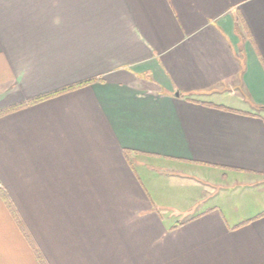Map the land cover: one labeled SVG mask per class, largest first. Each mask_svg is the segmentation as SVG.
<instances>
[{"label": "crops", "instance_id": "obj_1", "mask_svg": "<svg viewBox=\"0 0 264 264\" xmlns=\"http://www.w3.org/2000/svg\"><path fill=\"white\" fill-rule=\"evenodd\" d=\"M20 104L0 116V264H264L263 200L229 201L264 199V0H0V111ZM148 161L237 192L171 223Z\"/></svg>", "mask_w": 264, "mask_h": 264}, {"label": "rangeland", "instance_id": "obj_2", "mask_svg": "<svg viewBox=\"0 0 264 264\" xmlns=\"http://www.w3.org/2000/svg\"><path fill=\"white\" fill-rule=\"evenodd\" d=\"M147 163L152 164V170L136 166V172L143 184L147 188L150 187L148 191L156 199L155 203H158L165 220L171 221V223L182 218L183 215L177 216V213L186 211L193 214L198 211H206L211 207L219 206L221 203L218 200L219 195L226 197V193L229 191L231 193L237 192L232 191L233 184L229 175L226 178L221 175L222 173L217 171L184 169L177 166L171 167L169 164H161L155 161H148ZM165 170L168 174L175 171V177H167L161 174ZM237 179L235 181L239 183L240 179ZM236 187L237 189L235 190H246L243 185H237ZM262 200L264 203L262 195H255L242 199L240 200L241 202L236 197L229 201H232L233 206L241 210H247L248 208L254 209L260 207ZM224 202V205H226V198Z\"/></svg>", "mask_w": 264, "mask_h": 264}, {"label": "trees", "instance_id": "obj_3", "mask_svg": "<svg viewBox=\"0 0 264 264\" xmlns=\"http://www.w3.org/2000/svg\"><path fill=\"white\" fill-rule=\"evenodd\" d=\"M90 83V81L89 82H84V83H81V84H78V85H75V86H71V87H68V88H66V89H64V90H61L60 92H56V93H54V94H50V95H48V96H45V97H41V98H38V99H35V100H32V101H30L29 103H35V102H37V101H40V100H43V99H45V98H47V97H51V96H54V95H57V94H59V93H62V92H65V91H68V90H71V89H74V88H77V87H80V86H83V85H86V84H89ZM184 99H186V100H188V101H191V99L189 98V96H186V95H181ZM25 104H20V105H18V106H15V107H13V108H10V109H6V110H3V111H0V116H2V115H4V114H6V113H8V112H10V111H13V110H16V109H18V108H21V107H23ZM259 109H264V107H258ZM177 225H174V228L176 227Z\"/></svg>", "mask_w": 264, "mask_h": 264}, {"label": "water", "instance_id": "obj_4", "mask_svg": "<svg viewBox=\"0 0 264 264\" xmlns=\"http://www.w3.org/2000/svg\"><path fill=\"white\" fill-rule=\"evenodd\" d=\"M175 96H178V94H176Z\"/></svg>", "mask_w": 264, "mask_h": 264}]
</instances>
